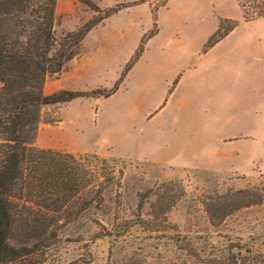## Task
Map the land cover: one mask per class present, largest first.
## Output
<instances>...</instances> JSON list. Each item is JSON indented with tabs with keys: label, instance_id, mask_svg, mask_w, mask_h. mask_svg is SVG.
<instances>
[{
	"label": "rangeland",
	"instance_id": "obj_1",
	"mask_svg": "<svg viewBox=\"0 0 264 264\" xmlns=\"http://www.w3.org/2000/svg\"><path fill=\"white\" fill-rule=\"evenodd\" d=\"M91 1L104 10L122 9L86 36L61 73L47 77L44 92L94 97L45 106L35 145L96 154L106 159L100 164L106 172L116 170L118 186L107 188L89 210L61 218L43 236L50 239L30 241L33 253L9 264H264V67L251 71L250 84L236 82L232 95L215 94L226 108L213 110L208 123L220 130L182 134L212 168L151 159L172 157L168 140L178 139L177 126L208 124L203 92L184 85L174 93L181 73L173 76L178 70L166 64L162 47L176 43L182 51L186 23L196 39L200 18L240 16L238 0ZM262 1L244 0L246 11L258 14ZM99 17L78 0H57L54 30L62 37ZM148 45L146 59L128 71ZM124 219L130 227L107 236Z\"/></svg>",
	"mask_w": 264,
	"mask_h": 264
},
{
	"label": "trees",
	"instance_id": "obj_2",
	"mask_svg": "<svg viewBox=\"0 0 264 264\" xmlns=\"http://www.w3.org/2000/svg\"><path fill=\"white\" fill-rule=\"evenodd\" d=\"M78 1L100 17L58 37L54 30L57 0H0V264L27 258L33 253L30 241L50 239L43 236L57 221H69L89 210L103 201L107 188L118 186L116 170L106 172L100 166L106 159L96 154L75 155L35 145L45 106L95 94L60 90L48 95L44 92L47 77L61 73L81 53L86 36L122 9L104 10L91 0ZM262 4L258 14L250 15L246 2L238 0L243 21L220 18L204 52L242 22L264 18V0ZM225 23L231 25L224 29ZM143 52L141 47L128 71ZM131 223L124 219L107 236H119Z\"/></svg>",
	"mask_w": 264,
	"mask_h": 264
},
{
	"label": "crops",
	"instance_id": "obj_3",
	"mask_svg": "<svg viewBox=\"0 0 264 264\" xmlns=\"http://www.w3.org/2000/svg\"><path fill=\"white\" fill-rule=\"evenodd\" d=\"M220 18L242 21L243 12L240 9V16L233 18L217 15V17L213 18L215 19L213 22L208 23L205 17L200 18L202 23H204L200 27L201 30L199 29L202 35L196 39L192 38L188 30L191 29L190 23H186V27L181 31V39L179 40V43H182L181 45L184 46L183 50L177 51L175 47L176 43H173V45L172 43H167V45L162 47L166 64L178 70L173 73V76L181 73L178 87L174 93L181 91V88L185 85L191 93L201 91L206 95L203 104L207 108V111L204 113L207 116V123L211 122L212 117L215 116L213 110L226 108L224 104H220L218 100H214L215 94H220L221 96L224 94H227V96L232 95L234 92L233 85L236 82L250 84L251 71L264 67V19L242 22L222 41L205 53L203 52L206 42L219 27ZM150 45H148L136 66L149 55ZM136 66L133 68L131 74H133ZM193 115L194 113L187 114L190 118ZM224 118L225 116H223V121ZM204 120H202V123H205ZM218 127V124L212 125L211 123L198 126L179 125L176 131L179 134L178 139L168 140L167 148H169L168 151L173 152V154H169L172 157L167 160L151 156V159L179 168H212L210 159H200L192 143L186 142L185 135L182 134L189 131L203 133L205 131L220 130ZM41 147L44 149L50 148L45 142H42ZM178 156H183V159H180V157L177 159ZM193 157L196 159H193Z\"/></svg>",
	"mask_w": 264,
	"mask_h": 264
}]
</instances>
